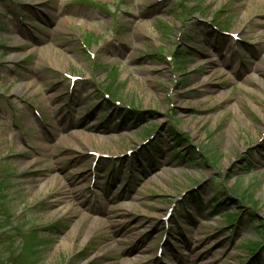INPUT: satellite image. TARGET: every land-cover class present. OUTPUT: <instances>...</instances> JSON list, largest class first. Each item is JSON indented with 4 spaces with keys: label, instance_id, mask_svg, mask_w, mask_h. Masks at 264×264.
I'll use <instances>...</instances> for the list:
<instances>
[{
    "label": "rangeland",
    "instance_id": "rangeland-1",
    "mask_svg": "<svg viewBox=\"0 0 264 264\" xmlns=\"http://www.w3.org/2000/svg\"><path fill=\"white\" fill-rule=\"evenodd\" d=\"M1 180L37 264H264V0H0Z\"/></svg>",
    "mask_w": 264,
    "mask_h": 264
},
{
    "label": "trees",
    "instance_id": "trees-1",
    "mask_svg": "<svg viewBox=\"0 0 264 264\" xmlns=\"http://www.w3.org/2000/svg\"><path fill=\"white\" fill-rule=\"evenodd\" d=\"M133 114L134 113L123 112V114H121V116L124 117V119H127L128 116H132ZM177 139L179 141H181V139H179V138H177ZM195 157H196V160H199L202 164L205 165V161L201 160V158L198 155L195 154ZM190 162H192V160H190ZM3 184L6 185L7 184V180H4V181L1 180L0 181V190H3V188H4V187H2ZM243 194L244 193L242 192V195ZM221 197H223V195L222 194H218L217 196H215L213 198V199H217V201H216L217 204L215 205V208L220 207L221 204H219V201H220ZM2 199H3V197H2ZM3 200H2V202H3ZM3 206L4 205L1 206L0 212H2V213L4 212L6 214V217H7L6 218V223L8 225H11L12 222L10 221V216H9L5 206H4V209L2 210ZM242 215H243L242 212H238V214L234 215L235 217L234 216L232 217L233 218L232 221L228 220L227 223H228V225L230 224V228L233 226V222H235L236 220L240 221L242 219ZM249 216H253V215L249 214ZM250 225L251 226H249V227H252L254 232H257L258 235L262 236V234H259V230H260L259 228L255 227L252 224V222H251ZM12 229H13V231L16 230L15 232L17 233V235L22 232L21 229H18V228H12ZM4 235L0 236V249L2 247L4 248L3 243L6 244L7 241H8L7 242L8 248H7V252H6V248H4V249H2L0 251V264H12V263H15V262H17V264H19V263L37 264V262L39 261V258H38L39 250H37L36 243L32 242V245H30L29 247H27L26 249L23 250V249L20 248L19 245L16 246L14 244L15 237L12 238L14 240L10 241L7 238H5ZM17 235H15V236H17ZM262 239H263V237H262ZM254 248L258 249L259 247H257V245H256ZM257 249H255V250H257ZM1 253H3V254H1ZM4 258H5V261H3Z\"/></svg>",
    "mask_w": 264,
    "mask_h": 264
},
{
    "label": "bare ground",
    "instance_id": "bare-ground-1",
    "mask_svg": "<svg viewBox=\"0 0 264 264\" xmlns=\"http://www.w3.org/2000/svg\"><path fill=\"white\" fill-rule=\"evenodd\" d=\"M165 215V214H164Z\"/></svg>",
    "mask_w": 264,
    "mask_h": 264
}]
</instances>
